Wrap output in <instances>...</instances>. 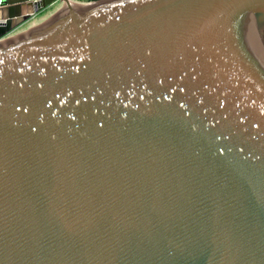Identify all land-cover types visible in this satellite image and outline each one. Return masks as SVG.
Masks as SVG:
<instances>
[{"label":"water","instance_id":"water-1","mask_svg":"<svg viewBox=\"0 0 264 264\" xmlns=\"http://www.w3.org/2000/svg\"><path fill=\"white\" fill-rule=\"evenodd\" d=\"M60 1L0 41V264H264V0Z\"/></svg>","mask_w":264,"mask_h":264},{"label":"crops","instance_id":"crops-1","mask_svg":"<svg viewBox=\"0 0 264 264\" xmlns=\"http://www.w3.org/2000/svg\"><path fill=\"white\" fill-rule=\"evenodd\" d=\"M28 1V0H27ZM61 5V1L60 0H58V1H55V2H53V3H51V4H49L48 6H46V7H44V11H43V13L42 14H44L45 12H47L44 16H46V15H48V14H50V13H52L57 7H59ZM49 8V9H48ZM51 9V10H50ZM42 10V9H41ZM41 14V15H42ZM38 17V15H35V14H33L31 17H30V19L29 20H27V21H25L26 23H28L27 24V27L30 25V24H32L34 21H36V18ZM24 22V23H25ZM17 31V30H16Z\"/></svg>","mask_w":264,"mask_h":264},{"label":"rangeland","instance_id":"rangeland-1","mask_svg":"<svg viewBox=\"0 0 264 264\" xmlns=\"http://www.w3.org/2000/svg\"><path fill=\"white\" fill-rule=\"evenodd\" d=\"M62 3V2H61ZM49 9V8H48ZM51 10V9H50ZM43 11H44V8H42V10H40L38 13H36L35 15H38V17L36 18V20H38V19H40V18H42V17H44V15L47 13V12H45L44 14H42L43 13ZM42 14V15H41ZM30 19V18H29ZM29 19H27V20H29ZM26 20V21H27ZM27 24L28 23H21L19 26H17L15 29H14V31L13 32H15V34L13 35H11L12 37L13 36H16V35H18V34H22V33H25L26 31H27ZM17 30V31H16Z\"/></svg>","mask_w":264,"mask_h":264},{"label":"built area","instance_id":"built-area-1","mask_svg":"<svg viewBox=\"0 0 264 264\" xmlns=\"http://www.w3.org/2000/svg\"><path fill=\"white\" fill-rule=\"evenodd\" d=\"M24 1H27V0H24ZM9 2H8V0H0V7H3V6H6L7 4H8ZM0 23H1V21H0ZM14 30H12V31H10L7 35H5V36H2L1 38H0V41H2V40H4L5 38H7V37H12L11 35L13 34H15V32H13Z\"/></svg>","mask_w":264,"mask_h":264}]
</instances>
